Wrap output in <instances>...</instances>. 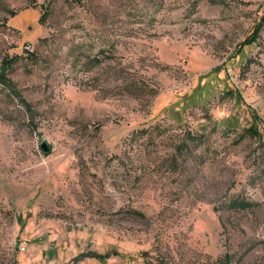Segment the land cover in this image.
Segmentation results:
<instances>
[{
	"label": "rangeland",
	"instance_id": "obj_1",
	"mask_svg": "<svg viewBox=\"0 0 264 264\" xmlns=\"http://www.w3.org/2000/svg\"><path fill=\"white\" fill-rule=\"evenodd\" d=\"M4 66L0 264H264V0H0Z\"/></svg>",
	"mask_w": 264,
	"mask_h": 264
},
{
	"label": "trees",
	"instance_id": "obj_2",
	"mask_svg": "<svg viewBox=\"0 0 264 264\" xmlns=\"http://www.w3.org/2000/svg\"><path fill=\"white\" fill-rule=\"evenodd\" d=\"M46 14H42L40 19H44ZM260 21V20H259ZM259 24V23H258ZM255 42V39H250L249 41H247L246 44H252ZM35 50V49H34ZM9 61H11L10 59H6L5 60V63L8 64ZM0 77L2 80H7L6 77L0 73ZM30 105H28L29 107ZM253 134H260L259 133V129H252L250 130ZM254 204L252 202H249L247 200H240V199H235V200H232L230 202V206L232 208H237V209H246V208H249L251 206H253ZM112 253L114 252H106V253H98V252H91V251H88V252H82L80 254V256H92V257H95L96 259L100 260V261H105ZM215 264H232V257L231 255H228L226 254L225 256H223L222 258L218 259V261L215 263Z\"/></svg>",
	"mask_w": 264,
	"mask_h": 264
},
{
	"label": "water",
	"instance_id": "obj_3",
	"mask_svg": "<svg viewBox=\"0 0 264 264\" xmlns=\"http://www.w3.org/2000/svg\"><path fill=\"white\" fill-rule=\"evenodd\" d=\"M5 69H6V66L3 67V70H2V74H3V75H5ZM41 147H42V149H43L46 153L50 152L51 149H52L51 146H50V144H49L47 141H43V142L41 143Z\"/></svg>",
	"mask_w": 264,
	"mask_h": 264
},
{
	"label": "built area",
	"instance_id": "obj_4",
	"mask_svg": "<svg viewBox=\"0 0 264 264\" xmlns=\"http://www.w3.org/2000/svg\"><path fill=\"white\" fill-rule=\"evenodd\" d=\"M24 49L28 52H33L34 51V46L31 44V43H25L24 44ZM22 250H25L26 249V243L24 242L21 247H20Z\"/></svg>",
	"mask_w": 264,
	"mask_h": 264
},
{
	"label": "crops",
	"instance_id": "obj_5",
	"mask_svg": "<svg viewBox=\"0 0 264 264\" xmlns=\"http://www.w3.org/2000/svg\"><path fill=\"white\" fill-rule=\"evenodd\" d=\"M25 11V10H24ZM20 13V12H19ZM18 14V13H17ZM17 14H15L14 16H13V18L17 15ZM40 15H39V19H40ZM13 18H12V27H14V28H16V29H18V25L17 24H15V23H13ZM18 30H20V29H18ZM38 35V33L36 34V35H34L33 33H29V34H26V39H32L33 37H36Z\"/></svg>",
	"mask_w": 264,
	"mask_h": 264
}]
</instances>
